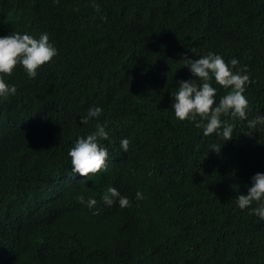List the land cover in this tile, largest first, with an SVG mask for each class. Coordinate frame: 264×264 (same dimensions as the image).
<instances>
[{
  "label": "trees",
  "instance_id": "1",
  "mask_svg": "<svg viewBox=\"0 0 264 264\" xmlns=\"http://www.w3.org/2000/svg\"><path fill=\"white\" fill-rule=\"evenodd\" d=\"M13 32L47 34L57 55L3 76L17 93L0 98V264H264L258 205L236 201L264 173V126L248 128L264 116V0H0V37ZM209 52L252 81L247 119L221 117L230 141L172 109L196 79L184 57ZM212 86L219 104L230 89ZM98 123L107 171L82 177L69 152ZM109 186L131 206L106 205Z\"/></svg>",
  "mask_w": 264,
  "mask_h": 264
},
{
  "label": "clouds",
  "instance_id": "2",
  "mask_svg": "<svg viewBox=\"0 0 264 264\" xmlns=\"http://www.w3.org/2000/svg\"><path fill=\"white\" fill-rule=\"evenodd\" d=\"M55 2L59 4V0ZM94 6L99 11L98 5ZM191 53L194 57L198 55L195 48L191 50ZM56 55L57 49L50 44L47 34H42L39 39L18 32L0 37V98L7 99L17 93L16 87L7 84L3 76H11L14 69L20 65L29 78H35L38 70ZM184 58L187 59V68L196 79L178 82V91L172 93L175 101L172 109L175 116L180 121L193 122L196 128L203 129L205 136L218 133L224 140H232L233 125L227 120H222L221 117L247 119L249 102L244 93L246 85L252 83L250 77L232 70L239 63L236 59L230 61L231 67H229L220 55L211 52L198 59L189 56ZM213 78L219 86L230 89L220 99L219 104L215 100L217 90L212 86ZM101 113V108L92 107L87 115L81 118L80 123L86 125L93 118L98 119ZM257 125L264 126V116L248 121V128L252 133L255 132ZM108 138L106 124L99 123L96 125L95 132L86 138H79L69 152L72 171L82 177H90V174L95 175L101 171H107L108 151L101 146L99 141L108 140ZM129 144L128 139L121 141V147L125 152L128 151ZM213 151L219 154L221 149L213 145ZM136 198L137 200L143 199V194L137 192ZM78 200L81 204L86 203L89 208H95L97 205L95 199L85 202L82 195L78 197ZM102 200L108 206H112L117 200L121 208L131 206L130 200L121 196L119 191L112 186L107 188ZM236 201L242 210L250 208L255 202L258 207L253 209L254 214L264 219V173H256L252 177V185L248 188V193L239 194Z\"/></svg>",
  "mask_w": 264,
  "mask_h": 264
}]
</instances>
